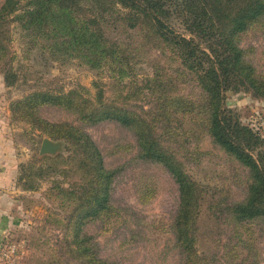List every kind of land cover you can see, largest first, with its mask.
Masks as SVG:
<instances>
[{"label":"rangeland","instance_id":"obj_1","mask_svg":"<svg viewBox=\"0 0 264 264\" xmlns=\"http://www.w3.org/2000/svg\"><path fill=\"white\" fill-rule=\"evenodd\" d=\"M115 3L80 0L95 16L96 30L87 29L84 16L56 9L49 12L52 29L39 32L36 25L17 20L0 29L9 39L4 44L7 53L0 54V154L7 171L3 187L7 222L0 239V250L7 254L0 251V264H85V255L72 243L73 225L81 217L83 251L98 258L120 264L185 263L173 232L180 208L178 185L160 162L140 155L137 129L110 120L85 124L64 103L36 109L41 126H35L16 113L14 104L37 91L65 97L73 93L78 102L92 100L101 91L113 107L149 120L154 139L197 188V220L187 231L196 251L192 264H264V220L235 222L228 214L233 202L246 198L248 169L207 132L201 107L205 96L195 74L145 20ZM176 4L181 0L166 2L173 11L169 20L183 33L181 17L172 8ZM215 23L227 28L226 21ZM88 32L114 50L116 62L93 67L99 57H86L81 49ZM68 36L71 46L61 40L66 42ZM235 42L255 74L264 79V15L237 33ZM226 102L264 142V98L228 91ZM63 122L88 133L104 167L115 171L109 208L96 216L84 214L94 185L81 155L54 133L55 125ZM45 138L59 143L60 149L40 154ZM82 192H87L84 203ZM11 245L16 247L15 255L7 250Z\"/></svg>","mask_w":264,"mask_h":264},{"label":"trees","instance_id":"obj_2","mask_svg":"<svg viewBox=\"0 0 264 264\" xmlns=\"http://www.w3.org/2000/svg\"><path fill=\"white\" fill-rule=\"evenodd\" d=\"M22 1L4 0L0 6V29L9 21L17 20L36 25L39 32L47 30L52 24L49 19L52 9L67 11V15L84 16L87 29H97L94 27L95 16L80 4V0H28L26 5H22ZM167 1L169 0H115V4L145 20L157 38L177 49L182 63L195 74L197 84L204 92L205 100L201 107L206 113L207 132L217 145L248 169L250 183L246 198L229 206L230 218L235 222L264 220V142L252 128L241 123L226 102L228 91H242L264 98V79L255 74L254 67L245 60L243 50L235 42L237 33L246 30L264 15V0H181V4L172 5V8L181 17L180 23L185 30L183 33L170 22L169 17L173 11L168 10ZM236 3L240 5L232 10ZM17 11L20 13L11 17ZM216 21H226L227 28L223 29ZM55 37V34L51 36L52 39ZM61 40L68 46L72 45L71 36H68L66 42L63 38ZM8 41V36L0 33V54L7 53L4 44ZM93 47L96 52L91 50ZM81 49L86 57L92 54L99 57L93 60L98 63L93 65L96 69L118 59L113 54L114 50H108L101 37L94 32L86 33ZM119 73L123 74L122 71ZM72 95L73 93L68 97L52 96L48 92L37 91L17 101L14 109L21 118L38 127L41 126V120L35 113L36 109L47 104L64 103L63 107L72 111L85 124L110 120L136 128L140 155L160 162L178 185L180 208L173 232L176 244L184 253V264H192L196 251L187 231L196 223L198 215V195L194 181L176 163L173 155L166 152L154 139L149 120L140 118L129 110L113 107L112 103L104 100L101 91L92 100L89 97L81 102L76 101ZM55 126L57 130L54 133H58L75 147L82 157L83 166L90 174L94 189L87 197L89 203L85 204L84 214L96 216L109 208L110 186L115 171L104 167L102 156L92 138L82 128L69 122ZM82 193L80 200L84 203L87 192ZM81 223L82 217L73 225L72 243L74 250L85 255V264H120L98 258L94 252L83 251L84 241L79 238Z\"/></svg>","mask_w":264,"mask_h":264},{"label":"crops","instance_id":"obj_3","mask_svg":"<svg viewBox=\"0 0 264 264\" xmlns=\"http://www.w3.org/2000/svg\"><path fill=\"white\" fill-rule=\"evenodd\" d=\"M0 154V239L3 236V231L5 230L7 216H6V202L3 194V187L6 185V178H7V171L6 167L4 166L5 156L3 159L1 158Z\"/></svg>","mask_w":264,"mask_h":264},{"label":"water","instance_id":"obj_4","mask_svg":"<svg viewBox=\"0 0 264 264\" xmlns=\"http://www.w3.org/2000/svg\"><path fill=\"white\" fill-rule=\"evenodd\" d=\"M60 149L59 143H54L50 139L45 138L42 140L39 153L40 154H53Z\"/></svg>","mask_w":264,"mask_h":264},{"label":"built area","instance_id":"obj_5","mask_svg":"<svg viewBox=\"0 0 264 264\" xmlns=\"http://www.w3.org/2000/svg\"><path fill=\"white\" fill-rule=\"evenodd\" d=\"M3 248H4V247H3ZM7 250L11 253V255H13V253H14V255H15V253L17 252L15 245H11V246H9V248H8ZM0 251H1L2 254H4V255L7 254V252H6V251H3L2 249H1ZM3 252H4V253H3ZM2 254H1V255H2Z\"/></svg>","mask_w":264,"mask_h":264}]
</instances>
